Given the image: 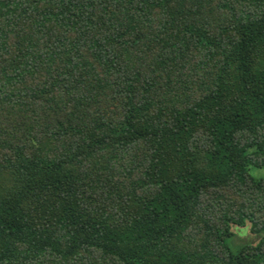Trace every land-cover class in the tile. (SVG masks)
<instances>
[{"label": "trees", "instance_id": "obj_1", "mask_svg": "<svg viewBox=\"0 0 264 264\" xmlns=\"http://www.w3.org/2000/svg\"><path fill=\"white\" fill-rule=\"evenodd\" d=\"M256 169L264 0H0V264H264Z\"/></svg>", "mask_w": 264, "mask_h": 264}, {"label": "rangeland", "instance_id": "obj_2", "mask_svg": "<svg viewBox=\"0 0 264 264\" xmlns=\"http://www.w3.org/2000/svg\"><path fill=\"white\" fill-rule=\"evenodd\" d=\"M254 172L255 175H264V169H256Z\"/></svg>", "mask_w": 264, "mask_h": 264}, {"label": "clouds", "instance_id": "obj_3", "mask_svg": "<svg viewBox=\"0 0 264 264\" xmlns=\"http://www.w3.org/2000/svg\"><path fill=\"white\" fill-rule=\"evenodd\" d=\"M241 234H243V233H241Z\"/></svg>", "mask_w": 264, "mask_h": 264}]
</instances>
